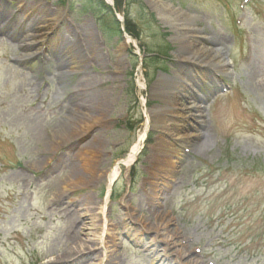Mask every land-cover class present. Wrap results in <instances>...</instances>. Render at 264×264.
I'll use <instances>...</instances> for the list:
<instances>
[{
    "label": "rangeland",
    "instance_id": "1",
    "mask_svg": "<svg viewBox=\"0 0 264 264\" xmlns=\"http://www.w3.org/2000/svg\"><path fill=\"white\" fill-rule=\"evenodd\" d=\"M104 1L120 31L95 17L88 0H0V264L63 255L85 222L77 219L80 204L96 214L104 207L92 239L120 232L111 245L115 264H264V0H160L188 14L165 22L150 0H133L126 15ZM44 16L55 19L38 33L45 53L35 47L26 58L25 38ZM68 45L85 60L67 61ZM220 47L230 75L202 52ZM200 70L232 85L206 107L211 87L199 83ZM164 73L189 85L166 97L171 112L192 102L190 77L200 84L197 103L205 110L200 138L186 145L167 140L175 168L160 180V141L195 129L175 114L166 115L163 129L147 124L148 110L166 106L151 92ZM145 131L139 157L120 167L106 205L107 179L77 183L79 175L90 176L83 158L91 151L84 148L98 150L97 172L107 173ZM149 217L168 223L157 246L150 244L154 231L139 235Z\"/></svg>",
    "mask_w": 264,
    "mask_h": 264
},
{
    "label": "bare ground",
    "instance_id": "2",
    "mask_svg": "<svg viewBox=\"0 0 264 264\" xmlns=\"http://www.w3.org/2000/svg\"><path fill=\"white\" fill-rule=\"evenodd\" d=\"M109 1V0H108ZM111 2V1H109ZM149 6L151 7V9L159 16V18L161 20H163L165 22L166 16L167 15H177L178 17H187L188 14L181 11V10H176L174 9L170 4L168 3H163L160 0H150L149 1ZM2 17V16H1ZM47 17L44 16L40 19H38V22L34 24V31L28 35L25 38V45L28 48V50L30 51L29 54H27L25 57H33L34 56V52L33 50H35V47H38L37 52L39 53L42 49V45H39L38 42L39 41H43L42 37L39 33V31H43V29L45 28V26L48 28L50 27L48 23L50 22H55V19H53V21L47 20ZM1 20L6 21V19L3 17L1 18ZM174 21V20H173ZM177 21V20H176ZM175 21V22H176ZM179 21V20H178ZM177 21V22H178ZM57 22V20H56ZM53 24V23H52ZM53 26V25H51ZM176 24H174V27L176 28ZM177 31V28L175 29ZM132 43V40L128 39L127 44ZM34 44H38L39 46H34ZM50 50V47L49 49ZM63 56L67 58L68 60H73V61H78V60H85L81 55H76L73 54V46L72 45H68L63 49ZM204 54H211L214 56L213 59H219L216 63H218V65H216L217 67H221V71L225 74L230 73V70H228V61L227 59L224 57L225 55V49L223 48H217L216 51H209V50H203L202 51ZM212 59V60H213ZM189 76V75H188ZM170 79V80H169ZM189 83L193 84L194 87V91L191 93L192 97H191V103L189 104L188 102H184L185 104L188 103V105H182V109L180 110H175L171 112V109H169V107L166 104V97L168 98V95H171V93L175 92V91H180L183 90L182 86L188 87L189 85L180 79L177 78H169V77H164V78H160L157 83L156 86L154 88H152V95L155 96L156 99H160L161 101H164L166 106H159V107H154L151 110H148L146 113V117H147V124H149L150 128H156L159 124L160 126H162L163 129V124L166 123V115L170 114L171 115L175 114L177 116V118H180L182 120L185 119V122H187L188 124L190 123L191 125H193L195 127L194 131L191 132H174L171 133L172 135H169V139H163L161 142V150L158 151L157 155H156V159L154 161V166H155V173H154V177L158 178L160 180L161 179V175L165 173H170V171H172L175 168V163L172 161V156H167L165 155V149L169 148L171 146V143H168L167 140H171L172 142H179L183 145L186 144H190L191 142H193L194 139L196 138H200L201 133L200 130H198V128L196 127L198 124H202L203 118H204V112L203 109L200 106V103H197V98H196V92L198 91L197 87L194 84V79L193 78H189ZM140 89H145V84H142L140 86ZM186 90V89H185ZM168 119L169 122H171V119ZM164 121V122H163ZM193 127V128H194ZM161 128V127H160ZM170 133V132H169ZM146 138V131L143 132L141 135H139L136 143L131 147L128 155L126 156V158L124 160H121L120 162H118L115 166V168L110 171V172H97L99 171L98 167H97V163L98 162V157H99V152L98 150H96L95 148H89L86 147L84 148V150H87V152L91 151V156L89 158H83L84 160V168L85 171H88L87 173L90 174V176L87 177H83L81 175L78 176L77 178V183L82 184V185H86V186H90L92 184V179L95 178V180L97 181H101L102 179H107V196H106V201H105V205L107 204V201L110 197V193L112 191V187L114 182L117 180L119 173H120V167L123 166H130L132 165L137 158L139 157L142 148L144 146V141ZM94 175V176H93ZM168 176V175H165ZM157 180L156 182H154V186H153V190L152 193L149 195V199L150 201L153 203V200H156L157 197V192L159 189V181ZM77 205V204H76ZM85 205H77V211L80 212V210L83 211V213H77V219H82V217H84L83 221L84 224L82 225V227L80 229H78L77 232H75V236H74V241L72 243V247L63 253V255L57 257L56 259H54L53 261H48L46 262V257L45 256H40V263L41 264L43 261H45L46 264H88V259L89 257H92V263L91 264H115L113 261L114 258V252L111 251V245H114V242L117 241V237L120 234V232H116L115 235L108 234L107 231H104V236H99L96 237L94 239H92V234L91 233H96L99 230V226L97 224L98 222V217L99 215H103L104 214V207L100 208L98 211H100L99 213L96 214L97 209H94L92 207H87L85 208ZM137 210L133 209L130 213V217L131 219H133V217H135L137 215ZM128 215V214H127ZM127 219L130 221L131 219H129V216H126ZM132 221V220H131ZM142 230L139 232V235L143 234V231H154L156 234V237H154L151 241L150 244L153 246H157L159 243V239L158 237H162L164 234V231L166 230V228H168V223H158L157 220L151 219L149 218H144L142 221H140ZM139 231V230H138ZM125 232V231H124ZM125 234H129L128 232H125ZM169 243H166L165 245H168ZM172 244V243H171ZM90 253H94L95 255H89ZM89 255V256H87ZM184 254L182 251L178 252V258L180 261H184ZM101 258V259H100ZM95 261H98L97 263H95ZM162 261V259L160 260V262ZM158 262V264H171L169 262H167V260H163L162 263ZM181 262V263H182ZM44 264V263H42ZM183 264H185V262H183Z\"/></svg>",
    "mask_w": 264,
    "mask_h": 264
},
{
    "label": "trees",
    "instance_id": "3",
    "mask_svg": "<svg viewBox=\"0 0 264 264\" xmlns=\"http://www.w3.org/2000/svg\"><path fill=\"white\" fill-rule=\"evenodd\" d=\"M132 1L133 0H113L114 8L118 12H122V13L125 12V15H126V13H128L129 6H130V3ZM124 2H125V4H124ZM87 6H89L91 9L96 11V13L94 14L95 17L102 16V18L104 20H106L107 22H109L110 24L115 26L117 31L118 30L120 31V24L118 23V21L116 19V16H115V13L113 11V8L110 7L108 4H106L104 0H88V5ZM123 9H125V11H123ZM95 19H98V18H95ZM130 22L131 21H130L129 17L126 16V27H125L126 32L128 34H130L131 36H133V31L129 27L130 26ZM149 141H151V138H150Z\"/></svg>",
    "mask_w": 264,
    "mask_h": 264
},
{
    "label": "water",
    "instance_id": "4",
    "mask_svg": "<svg viewBox=\"0 0 264 264\" xmlns=\"http://www.w3.org/2000/svg\"><path fill=\"white\" fill-rule=\"evenodd\" d=\"M201 72V74H203L204 76H205V79H204V81H207V82H213V79L215 78V79H219V75L220 74H217V73H215L214 71L212 72V71H205V70H200ZM199 83L202 85L203 84V81H202V79L200 80L199 79ZM194 84H195V86L197 87V89H199V85L200 84H198L196 81H194ZM224 90L222 89L221 90V92H223ZM196 96V98H197V101H200V98H198V96L197 95H195Z\"/></svg>",
    "mask_w": 264,
    "mask_h": 264
}]
</instances>
